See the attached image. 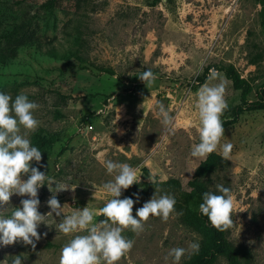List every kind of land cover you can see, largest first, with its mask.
Here are the masks:
<instances>
[{
    "label": "rangeland",
    "instance_id": "rangeland-1",
    "mask_svg": "<svg viewBox=\"0 0 264 264\" xmlns=\"http://www.w3.org/2000/svg\"><path fill=\"white\" fill-rule=\"evenodd\" d=\"M47 1L0 0V47L9 40L13 49L0 64V92L13 100L25 93L40 105L34 112L40 126L27 138L42 160L31 166L56 184L76 187L54 194L55 184H45L38 190V211L48 213L47 200L55 195L63 215L47 216L51 227L39 226L38 232L47 235L35 250L22 242L0 246V264H11L17 255L23 264H59L62 247L75 235L87 234L60 232L64 216L88 207L95 223L106 219L100 209L111 197L103 185L115 173L107 172L105 159L127 163L138 173L145 166L150 175L142 173L140 180L175 178L188 190L190 171L201 161L190 155L200 142L196 94L203 84L220 82L207 78L192 88L195 76L205 66L230 65L250 84V100L264 78L262 0H54L51 8L44 6ZM149 69L157 78L145 85L138 76ZM217 72L227 82L224 120L238 103L239 91ZM137 85L141 90L131 94ZM155 100L173 117L171 129L153 107ZM41 138L49 142L39 146ZM225 143L234 146L231 159L209 174L207 184L215 191L217 185L228 187L237 209L244 210L234 213L227 240L249 249L250 264H264V110L242 112L225 127L221 146ZM128 194L122 190L120 198ZM165 194L175 195L167 187L138 188L133 215L149 199ZM25 198L13 194L3 214L10 216ZM190 206L199 207L192 200ZM123 235L134 246L118 264H174L167 257L170 249H187L200 239L176 213L166 222L150 217L143 232L125 230ZM215 264L226 263L219 257Z\"/></svg>",
    "mask_w": 264,
    "mask_h": 264
},
{
    "label": "clouds",
    "instance_id": "clouds-1",
    "mask_svg": "<svg viewBox=\"0 0 264 264\" xmlns=\"http://www.w3.org/2000/svg\"><path fill=\"white\" fill-rule=\"evenodd\" d=\"M138 78L145 85H151L157 77L149 69L143 71ZM215 79H220V82L215 85L205 83L199 87L196 94L195 108L199 120L200 142L192 147L190 155L201 161H207L210 154L217 152L218 147L221 148V158L230 160L234 147L231 143L221 146V140L225 135L224 121L221 117L228 109L227 82L220 78L217 70L211 69L208 80ZM39 107L40 105L29 100L25 93L16 95L13 100L10 94L0 92V246L22 242L35 250L36 242L42 238V235H47L38 232L39 226L43 223L51 227L46 223V218L53 216V213L58 217L63 215L62 206L55 195L47 200L50 211L41 214L38 211L40 205L38 190L45 184H55L54 194L69 189L74 191L76 187L56 184L54 178L31 166L33 161L39 164L42 160L41 151L32 146L30 139L27 138L28 133L35 132L40 126V120L34 115ZM153 107L162 117L163 125L171 129L173 117L165 105L155 100ZM21 128L25 130L23 134ZM103 163L109 174L115 173L114 180L103 185L105 194L111 197L100 209V214L106 219L98 224L95 223V212L88 207L64 216L58 224L60 232L65 235L76 232H87V234L75 235L62 247L59 264H118L134 246V241L123 235L125 230L139 234L144 231V224L150 217H160L166 222L176 211L175 198L165 194L159 198L149 199L142 207L136 209L134 216L133 206L139 197L137 196V200L120 197L122 190L140 183L142 173H138L127 163H117L108 159ZM24 176L27 178L22 179ZM149 180L151 183L156 182L155 177ZM49 190L51 191L50 188ZM217 190L220 194L203 193V202L199 205V209L214 228L224 232L234 226V213L244 210L237 209L228 187L217 185ZM13 194L27 198L21 199V207L12 211L10 216H6L3 211L11 204ZM199 250V242H191L187 249L184 247L170 249L167 257H172L174 264H180L186 254L191 256ZM11 264H23L22 256H13Z\"/></svg>",
    "mask_w": 264,
    "mask_h": 264
},
{
    "label": "trees",
    "instance_id": "trees-1",
    "mask_svg": "<svg viewBox=\"0 0 264 264\" xmlns=\"http://www.w3.org/2000/svg\"><path fill=\"white\" fill-rule=\"evenodd\" d=\"M263 5H264V0ZM54 0H48L44 6L51 8ZM261 25L264 27V16L261 20ZM11 42L7 40L3 46L0 47V64H4L13 55ZM250 63L255 64L256 60L250 59ZM213 68L221 71L224 76L231 82L234 89L239 91V100L231 108V116L224 119V128L235 123L238 116L244 111L264 110V78L255 92V99L250 100L248 94L251 91V86L242 77L236 74L235 70L230 65H210L205 66L200 75L195 76L191 87L201 85L208 78V70ZM100 70L113 74V70L108 67H100ZM141 90V86L137 85L130 91L131 94ZM200 140V138H199ZM49 141L41 138L39 146L46 145ZM226 161L221 158V155L216 152L209 155L207 161H199L196 169L193 171L191 177L187 180L186 185L188 190H183L180 183L175 178H168L160 181L155 180V183L150 181L140 180V183L133 184L127 189L129 194L126 197L134 199V193L140 187L161 186L167 187L176 200L175 213L179 221L195 231L199 236L200 250L196 254H192L180 264H215L219 257H222L226 264H250V251L246 246L234 245L226 238V231L220 232L214 228L209 222L208 218L201 214L199 207L192 208L190 206L191 200L200 205L203 202L204 192H213L220 194L214 189H210L207 184L209 174L224 166ZM145 176H149V171L145 166L140 168Z\"/></svg>",
    "mask_w": 264,
    "mask_h": 264
}]
</instances>
